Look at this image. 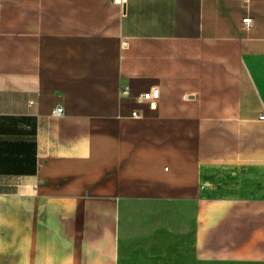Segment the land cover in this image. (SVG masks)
<instances>
[{"label": "crops", "instance_id": "1", "mask_svg": "<svg viewBox=\"0 0 264 264\" xmlns=\"http://www.w3.org/2000/svg\"><path fill=\"white\" fill-rule=\"evenodd\" d=\"M262 111L264 0H0V264H264Z\"/></svg>", "mask_w": 264, "mask_h": 264}, {"label": "built area", "instance_id": "2", "mask_svg": "<svg viewBox=\"0 0 264 264\" xmlns=\"http://www.w3.org/2000/svg\"><path fill=\"white\" fill-rule=\"evenodd\" d=\"M243 20L245 23H247V25H250L252 18L250 16H248V17H245ZM126 90H127V88L124 89V91H126ZM159 95H160V88L158 86H155V87L150 88L149 90L142 92L139 95V97L141 99H144V100H150V99L158 98ZM62 111H63V107L61 105L55 107V109H54L55 114H60ZM136 113H137L136 111H133V114H136ZM259 119L264 120V111H262L259 114Z\"/></svg>", "mask_w": 264, "mask_h": 264}]
</instances>
